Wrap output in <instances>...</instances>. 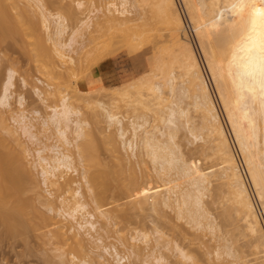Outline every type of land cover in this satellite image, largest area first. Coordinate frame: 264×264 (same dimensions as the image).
<instances>
[{"label":"bare ground","instance_id":"obj_1","mask_svg":"<svg viewBox=\"0 0 264 264\" xmlns=\"http://www.w3.org/2000/svg\"><path fill=\"white\" fill-rule=\"evenodd\" d=\"M9 1L0 0V30H7L9 28L7 24L12 30L18 27L11 25L12 19H14L13 24L19 21L18 19L16 21V15L13 16L11 13L18 11L21 14L20 10H24L25 14L29 7H34L35 9L31 8V10L37 11L39 21L33 20L32 23H34H30L33 27L29 28L32 33L29 35L35 37V41L39 45L37 46L46 56H50L59 63V75L63 77L64 74H68L72 78L76 76L75 69L86 66L89 56L93 53L92 49L84 46V38L88 32L92 37L94 33H102L107 30H129L135 27L138 17L133 16L132 11L137 6L144 9L145 12L150 8L156 12L168 31L169 42L172 46L171 62L170 60L166 61L165 57L169 56L164 57V54L168 55L167 53L155 54L152 68L149 71L150 74L153 73V76H147V73L135 82L121 84L123 86L120 88L115 87L111 94L112 106L102 99L98 100L94 116L96 119L97 117L104 118L108 128L113 125L116 127L117 132L110 131L108 138L111 140L117 134L121 140L120 143H122V147L118 146L119 148L124 147L123 149L130 151L129 154L135 158L140 155L138 154L140 148L144 150L153 164L156 175L164 181L167 188L168 196L165 204L176 211L178 218L189 219L192 227L199 229H210L211 227L213 229V223L210 222L211 219L207 214L204 202V196L209 187L208 180L206 181L204 174L196 169L192 161L186 159L180 146L176 143L178 128L180 129L182 126L180 118L185 117L186 114V110L181 107L182 105L180 106V102L176 98L180 99L182 96L190 94L191 97H188L193 99L195 107L201 114L203 122L201 129L206 130L205 134L208 138L206 139L208 143H212V145L209 143V146H212L213 153L215 151L221 163L223 174L227 180L228 194L232 200L231 204L235 205L232 207L236 208L235 210L241 215L243 214L245 228L253 238L256 257L260 260L259 264H264V231H262L261 216L249 184L245 180L244 171L230 140L218 104L214 99V94H212L207 74H205L196 53V48L185 33V19L182 18L180 10H178L177 0H108L100 8L90 9L72 29L66 16L75 15L76 8H72V5L64 6L65 15L63 12L48 13L43 0H26L28 4L23 7L19 5L20 0ZM3 2L9 3L7 7ZM182 2L185 5L189 22L196 33L198 46L201 49L209 75L217 84V95H219L227 121L241 150L242 158L249 170L255 189L257 188L258 198L263 201L264 205V177L260 168L262 160L259 161L256 152L252 150V141L255 136L254 140L261 145L259 151L264 154V77L257 73L254 78L250 79L243 74V66L248 63L249 58L247 49L252 47L255 42L257 45L255 54L258 55L259 43L264 38V18L255 14L257 9H264V0H244L243 5L239 4V0H182ZM83 3V0L77 1L79 7H82ZM9 6L14 12H11ZM7 11L11 16L7 14L9 17L3 18ZM27 12L29 14L32 11ZM4 19L6 20L4 21ZM21 19L18 22L20 25L23 22ZM25 25L22 27H27ZM25 29L23 31H26ZM3 32H0L1 36L4 34ZM66 33L68 36L64 37ZM214 33H219V37L213 42L211 35ZM139 38L142 39V36L140 35ZM94 39L96 38L94 37L92 40ZM123 46H126V43H123ZM81 52L79 58L75 56ZM136 52L138 50L135 51V54ZM64 65L67 66L65 70H63ZM175 68H179L181 76L185 78L183 84L186 85L181 87L182 89L179 87L180 90L175 85L176 78L179 76L175 72L179 70ZM14 74L13 69L8 70V77L0 97L2 106L10 105L9 99L12 95L11 88L14 86ZM23 82L25 83L26 80L23 79ZM180 85L182 84L180 83ZM49 88L53 89L54 94L57 95L58 102L51 107L49 115L42 119V125L44 127L49 124L52 126L53 132L49 138H52L54 143H45L43 138L39 137L36 132V124L25 114L24 110L16 112L13 117L24 137L40 145L36 150V163L33 168L39 169L42 182L46 187L45 191H48L49 195L43 194V189L37 183H32L30 189H27L28 185L26 188L31 172L29 161L26 163L30 156V149L24 145V141L20 138L22 134L17 135L15 130L5 124L4 119L1 121L0 132L5 130L12 137L9 140L6 138V134L5 137L0 135V219L11 237H24L31 232L41 233L45 237V234L51 233L55 239L53 243L57 242L56 244H58L57 250L62 251L57 255L60 259L58 264H70V262L71 264H113L109 257H112L116 264H128L130 258L136 255L135 250L141 247L138 242L147 245L150 238L147 234L131 236V240H129L130 253L127 255H122L117 246L111 247L110 244H105L104 235L100 233L99 229L108 233L107 227L111 223L109 221L111 218L109 219V214H106L100 207L102 201L98 200L100 193L97 190V181L105 180V175L94 172L93 162L89 163L92 161L91 159L83 162L87 155L83 156L86 153H82L83 145L80 143L89 140L86 137V130L90 123L82 118L83 113L78 108V104L71 101V97L67 94L62 93L59 83L51 82ZM75 88L76 90L81 89L78 85ZM165 88H168L172 94V100L168 99L170 102L168 101V104L163 106L162 103L167 100L166 97H163ZM35 93L41 100L44 99L43 90L35 88ZM249 97L256 101L255 108H252L249 103ZM18 102L20 105L24 104L25 98L22 94L19 96ZM120 103H123L128 111H132L128 123H125L117 111ZM148 111H155V120L157 119L160 123L149 127ZM35 112L40 114L38 110ZM148 114L150 115V113ZM98 120L95 121L98 122ZM100 121L102 119L98 123ZM187 121L194 126L188 127L187 123L189 133L193 138H198L202 133L199 134V130L198 133L196 132V125L191 122L190 117ZM183 126L186 124L184 123ZM118 137L116 138L118 139ZM199 139L203 140L202 137ZM72 147L77 150L78 163L82 164L83 162L82 166L84 167V164L87 165L85 168L79 166L83 172V174L79 173V176H82L85 186L90 191L96 204V210L109 221L106 222L109 224L108 226L104 223L105 227H98L96 214L88 210V203L83 200L84 195L80 185L83 181L69 175V173L77 174L78 171H81L75 164L76 155L74 157V154L76 153H72ZM122 154L120 157H123ZM87 158L90 157L87 156ZM90 165H92V169H89ZM132 172L135 174V168ZM25 174L28 175V179ZM173 174L176 177H173ZM33 175L34 173L30 174V176ZM175 179L185 183V186L181 187V183L175 182ZM29 190L32 192V196L27 198L25 195ZM53 190L61 191V194L58 195L57 192L56 196L58 197H56L55 194H52ZM42 206L45 208L44 210ZM156 234L158 238L164 237V233L158 229H156ZM126 240H124L125 243L128 242ZM125 243L123 245L128 247V244ZM173 247L182 258L190 259L186 250L177 242ZM161 249L160 245H153L145 258L141 260L142 263L168 264V259ZM79 253L81 254L79 255ZM217 255L221 256L220 253ZM66 256L70 257L69 262L66 260Z\"/></svg>","mask_w":264,"mask_h":264},{"label":"rangeland","instance_id":"obj_2","mask_svg":"<svg viewBox=\"0 0 264 264\" xmlns=\"http://www.w3.org/2000/svg\"><path fill=\"white\" fill-rule=\"evenodd\" d=\"M43 1L46 3L47 12L51 14H56L58 12H63L65 14L64 6L67 4L68 6L72 5V8L74 7V9L76 8L74 16L72 14V16L65 14L69 20L70 28L72 29L77 25L80 19L85 17V14L90 9L100 8L102 5H105V2L108 0H83L84 3L82 7L77 5V1L79 0ZM177 3L178 10H180L179 12L182 18L185 19V33L193 43L194 48H196V53L200 58L205 74H207L212 94H214V99L218 104L220 109L219 111L223 121L225 122V126L227 127L230 140L233 143L232 145L238 156L240 165L242 166L241 168L244 171L243 174L246 178L245 180L247 181V184H249L248 186L253 194V198L255 199L254 201L256 202L255 204L258 207L262 221L261 224L263 226L262 231H264L263 201L258 198L257 188L255 189L249 170L242 158L241 150L235 141L234 134L227 121L224 108L221 104L219 95H217V84L209 75L201 49L198 46L199 44L196 33L189 22L185 5L182 0H177ZM7 4L5 7H7ZM25 4H28L26 3V0H20L19 5L21 7ZM20 6L19 8H21ZM31 8L35 9L34 7H29L27 9L26 7L27 11H32L30 12L31 14H28L26 11L27 17L26 12L25 14L23 13L24 10H20L21 15L17 11V8V10L13 8L17 12H14L12 8L10 9L12 10L11 12H14L11 14L13 16L16 15V21L19 20L18 22H20V19L22 18L21 20H23L24 23L27 20L25 23L26 25L29 22L27 27H25L26 25L23 22L21 25L16 21V23L13 24L14 19H12V21L10 19L12 22L11 25H14L13 27L18 26L15 27L16 30H12L10 28V25L7 24L10 23L8 21L6 24L9 27L8 29H10H7L9 32L6 29H3L4 32L3 30H0V32L2 31L4 33H1L2 36L0 35V97L5 81L8 77V70L13 69L15 71L14 86L11 88L12 95L9 99L10 105L2 106L0 104V127L2 126L1 121L5 119L4 122L10 127V129L15 130L17 135L22 134V131L14 122L13 117L16 115V112L24 110L25 114L36 124V132L39 137L43 138L45 143H54V140L49 138L53 132L52 126L49 124V126L44 127L42 125V119L49 115L51 107L56 105L58 102V97L54 94L53 89L49 88V84H51V82L59 83L62 93L67 94L71 97V101H75L78 104V108L83 113L82 118L90 123L86 130V137L89 140L80 142L81 145H83L82 153H86L83 156L87 155L90 157L87 158L86 156L83 162L85 163L91 159L92 161H89V163L93 162V167L95 168L94 172L105 175V180L100 179L97 181V190H99L98 192L100 193L98 200L102 201L100 202V207L104 210V212H106V214H109V219L111 218V220H109L111 221L110 225L106 223L109 221H107L105 217L101 216L99 214L100 212L96 210V204L93 201L91 193L87 189V186H85V182L82 180L83 178H81L82 176H79V173L82 172V169L79 166H82L83 162L82 164L78 163V156L76 153L77 150L74 149V147L71 148L72 153H76L74 154V157L76 155L75 164H77V167H79L78 169L81 171H78L77 174L72 172L69 173V175L83 181L80 184L84 195L83 200L88 203V210L96 214L98 227H103L105 224H107V226L109 225L108 227L106 226L109 230L108 233H106L103 229H99L100 233L104 235V239L106 241L105 244H110L109 246L111 247L115 245L118 247L122 255H127L130 253L129 240H131V236L147 234L150 238L149 244L146 245L143 242H138L141 247L140 249L135 250L136 255L130 258V261L127 262L128 264H143L141 260L145 258L153 245H160L162 247L161 250L167 257L168 264H259L260 260L256 257L257 255L253 244V238L245 228L244 221L242 219L243 214L241 215L240 212L235 210V205L231 204L232 200H230V196L228 194L227 180L223 174L221 163L215 151L213 153L214 149L212 146H209L210 142L208 143L207 141V134H205L206 130L201 129V125L203 126L201 114L195 107L193 99L190 98V94L182 96L181 98L183 100L181 98H176V100L180 102V106L182 105L181 107L186 110L185 117L183 116L180 118L182 122L180 125H182V128H178L176 143L180 146V149L183 151L186 159L192 161L196 169L204 174L206 181L208 180L207 182L209 187L207 194L205 193L204 202L207 214L211 219L210 222L212 221L211 224L213 223V229H211V227L210 229L192 227L193 225L190 224L189 219L178 218L176 211L172 210L165 204L168 196L167 188L164 181L159 179L156 175L153 164L150 158L145 154L144 150L140 148L141 151H138V154L140 155H137L135 158L132 154H129L131 153L130 151L124 150V147L119 148L122 147V143H120L121 140L117 134L112 138L113 140H109L108 138L110 131H114V133L117 132L116 127L113 125V127L111 126V128H108L107 122L104 121V118L97 117L96 119V116H94L96 115L94 111L96 110L98 100L102 99L108 105L112 106L113 100L111 98V94L114 92L115 87L120 88L123 86L121 84L135 82L147 73V76H153V73L150 74L149 71L152 68L151 65L155 54L159 55L165 52L168 55L164 54V57L169 56L165 57L166 61L169 62L170 60L171 62L172 46L169 42L168 31L164 23L157 16L156 12H154L152 8L147 9V12H145L144 9L137 6V8L132 11L133 16L138 17V20L135 22V27L129 30H107L102 33H94L92 37H90L88 32L84 38V46H86L85 48L92 49L93 53L89 56L88 63H85L86 66H80L75 69L76 76L72 78V76H69L68 74H64L63 77L59 75V63H57V61L50 56H46L38 47L39 45L36 43L35 37L29 35L32 34L30 33L31 29H29L31 26L33 27L31 24L34 22L32 23V21H39L37 11H33V9L31 10ZM5 10L8 9L5 8ZM8 12L9 11L5 13L3 18L11 16ZM15 13H19L20 16ZM5 20L6 19H4V21ZM23 25H25L24 27L26 29L22 27ZM23 29H25L27 33L26 31H23ZM19 32L21 33L19 34ZM140 35L142 36V39L139 38ZM67 36L68 34L66 33L64 37ZM94 37L96 39L92 40ZM218 37L219 33L211 35L213 42L216 41ZM123 43H126V46L122 47ZM218 49L220 50L219 47ZM137 50L138 52L135 54V51ZM79 54L81 55L82 52L75 54V56L79 58ZM108 61H110L112 66H115L117 69L115 78L113 79V82H116L115 84L110 86L101 85L100 87L94 89L83 88L79 85V83L85 79H96L94 76L95 69L101 63ZM65 67L67 66L64 65L63 70L66 69ZM177 70L179 71L175 72H177L176 74L179 76L176 78L177 81H175V85L177 89L180 90V88H183L186 84H183L185 83L183 82L185 81V78L181 76L180 69L178 68ZM23 79L26 80L25 83L23 82ZM180 83L182 85H180ZM76 85L80 86L81 89L76 90ZM35 88H40L44 91L45 94L43 95V100H41L35 93ZM165 89L167 91H164L163 97H166L165 99L167 100L162 103L163 106L168 104V101L170 102L168 99L172 100V94L168 88ZM21 94L25 98L23 105H20L18 102V98ZM249 103L252 108L256 107V101L253 98L249 97ZM36 110H38L40 114H37L35 112ZM117 111L119 112L120 117L124 119L125 123H128L132 115V111H128V109L123 106V103H120V107ZM148 113H150V115ZM155 115V111L147 112V117L150 120L149 127L153 124L160 123L157 119L155 120ZM1 117H3V119H1ZM188 117H190L191 122L196 125V132L199 130V134L202 133L198 138H193V136L189 133L188 127L193 125L188 123ZM100 118L102 121L98 123L99 120H101ZM94 119L99 120L96 122ZM184 123L186 126H183ZM5 134L6 138L10 140L12 136H9L5 130H1L0 135H2V137L4 135L5 137ZM116 137H118V139ZM200 137H202L203 140L199 139ZM20 138L24 141V145L30 149V156L28 157L26 163L29 161L28 165H30L29 167L31 169L30 174L32 175L34 173L33 176H30L28 173L30 179L27 180L26 188L28 185L27 189H30V185H33L32 183H37L43 189V194L48 196L49 193H47L48 191H45L46 187L42 182V176L39 169L33 168L35 167L34 163H36V150L40 147V145L33 143L28 138L24 137L23 134ZM115 138L117 139L116 141ZM254 139L255 136L252 141V150L256 152V157H258L259 161L260 159L263 161L260 162V168L264 177V154L259 151L261 145L257 144ZM116 143L120 144L117 145ZM210 144L212 145V143ZM207 146L208 150L206 149ZM121 154L123 157H120ZM136 161L142 162L137 163ZM84 165L85 167L87 166L86 164ZM91 166L92 165H90L89 169H92ZM145 166L146 168H144ZM133 167L136 171L135 174L132 172V170H134ZM27 176L28 175L25 174L26 179L29 178ZM173 177L176 176L173 174ZM175 182L179 183L180 180L175 179ZM180 183L181 187L185 186V183ZM53 191L52 194H55V196L57 195V192L58 195L61 194V191ZM26 193L25 197L29 198L32 196V192L30 190ZM56 203L59 202L56 201ZM42 209L44 210L45 208L42 206ZM214 227L216 228L214 229ZM156 229L164 233L163 238H158ZM8 234L9 233L6 230V227L0 219V264H58L60 262L57 255L62 251H60V249L57 250L58 244H56L57 242L53 243L55 239H53L54 237L51 233L45 234V237L41 233L33 232L30 234L28 233L27 236L24 237H11V235ZM50 236L51 238H49ZM122 237L124 240L127 239L129 243L127 240V243H125ZM175 242L186 250L190 259H184L181 255H179L173 247ZM123 243L128 244V247L123 245ZM146 246L148 247L146 248ZM217 253H220L221 256L218 257ZM80 254L81 253H79V255ZM69 256H66V260L70 259ZM109 259L113 264H116L112 257H109ZM69 261L70 260H68V262Z\"/></svg>","mask_w":264,"mask_h":264},{"label":"snow or ice","instance_id":"obj_3","mask_svg":"<svg viewBox=\"0 0 264 264\" xmlns=\"http://www.w3.org/2000/svg\"><path fill=\"white\" fill-rule=\"evenodd\" d=\"M239 4L243 5L244 0H239ZM255 14L257 16L264 18V9H257ZM256 48L257 45L255 42H253L252 47L247 49L249 53L248 63L243 66L244 67L243 74L250 79L254 78L257 75V73H259L261 77H264V38H262L259 43L258 55L255 54Z\"/></svg>","mask_w":264,"mask_h":264},{"label":"crops","instance_id":"obj_4","mask_svg":"<svg viewBox=\"0 0 264 264\" xmlns=\"http://www.w3.org/2000/svg\"><path fill=\"white\" fill-rule=\"evenodd\" d=\"M116 71H117L116 67L112 66V63H110V61L101 63L94 71L95 72L94 76L96 79H91V78L85 79L81 81L79 85L82 86L83 88H88V89L89 88L94 89L100 87L101 85H105V86L113 85L116 83L113 82Z\"/></svg>","mask_w":264,"mask_h":264}]
</instances>
